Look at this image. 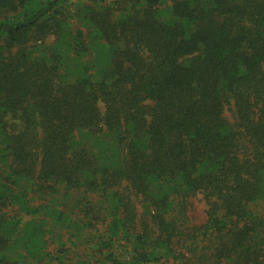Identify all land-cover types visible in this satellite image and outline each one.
<instances>
[{
	"label": "trees",
	"instance_id": "obj_1",
	"mask_svg": "<svg viewBox=\"0 0 264 264\" xmlns=\"http://www.w3.org/2000/svg\"><path fill=\"white\" fill-rule=\"evenodd\" d=\"M0 264H264V0H0Z\"/></svg>",
	"mask_w": 264,
	"mask_h": 264
},
{
	"label": "rangeland",
	"instance_id": "obj_2",
	"mask_svg": "<svg viewBox=\"0 0 264 264\" xmlns=\"http://www.w3.org/2000/svg\"><path fill=\"white\" fill-rule=\"evenodd\" d=\"M194 203L196 206L194 213L197 216H203V210H204V205H205L204 202L201 201L200 198H198V199H195Z\"/></svg>",
	"mask_w": 264,
	"mask_h": 264
}]
</instances>
